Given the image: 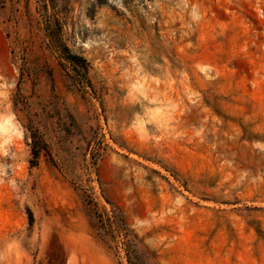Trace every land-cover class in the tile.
Returning <instances> with one entry per match:
<instances>
[{
  "label": "rangeland",
  "instance_id": "1",
  "mask_svg": "<svg viewBox=\"0 0 264 264\" xmlns=\"http://www.w3.org/2000/svg\"><path fill=\"white\" fill-rule=\"evenodd\" d=\"M0 264H264V0H0Z\"/></svg>",
  "mask_w": 264,
  "mask_h": 264
},
{
  "label": "trees",
  "instance_id": "2",
  "mask_svg": "<svg viewBox=\"0 0 264 264\" xmlns=\"http://www.w3.org/2000/svg\"><path fill=\"white\" fill-rule=\"evenodd\" d=\"M64 54L66 58L69 59L71 62H73L75 65H80L84 68L87 67V64H88L87 59L82 55L71 52V50L67 46L64 47ZM126 249H127L129 258H132L134 247L131 245V243L129 242L126 243ZM130 262L131 263L133 262L132 259H130Z\"/></svg>",
  "mask_w": 264,
  "mask_h": 264
}]
</instances>
